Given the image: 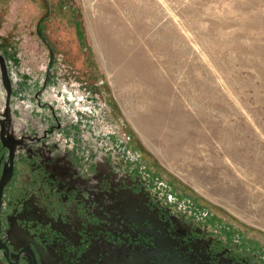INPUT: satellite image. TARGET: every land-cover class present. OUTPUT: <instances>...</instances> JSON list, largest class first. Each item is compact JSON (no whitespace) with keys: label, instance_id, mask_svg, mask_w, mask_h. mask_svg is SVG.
I'll return each mask as SVG.
<instances>
[{"label":"rangeland","instance_id":"374dc122","mask_svg":"<svg viewBox=\"0 0 264 264\" xmlns=\"http://www.w3.org/2000/svg\"><path fill=\"white\" fill-rule=\"evenodd\" d=\"M0 57L13 109L49 115L36 92L88 109L157 189L264 264V0H0Z\"/></svg>","mask_w":264,"mask_h":264},{"label":"flooded vegetation","instance_id":"af4514ba","mask_svg":"<svg viewBox=\"0 0 264 264\" xmlns=\"http://www.w3.org/2000/svg\"><path fill=\"white\" fill-rule=\"evenodd\" d=\"M13 91L0 111V264H256L157 189L88 109L60 114L36 92L41 117L13 109Z\"/></svg>","mask_w":264,"mask_h":264},{"label":"water","instance_id":"95a60500","mask_svg":"<svg viewBox=\"0 0 264 264\" xmlns=\"http://www.w3.org/2000/svg\"><path fill=\"white\" fill-rule=\"evenodd\" d=\"M0 69H1L3 86H4L5 90L8 92L9 80L7 78V74H6V71L4 68V62H3V59L1 57H0Z\"/></svg>","mask_w":264,"mask_h":264}]
</instances>
